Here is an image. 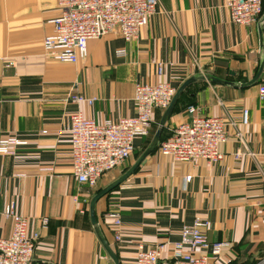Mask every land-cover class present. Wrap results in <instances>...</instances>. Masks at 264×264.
Returning a JSON list of instances; mask_svg holds the SVG:
<instances>
[{
    "label": "crops",
    "instance_id": "0c3cea01",
    "mask_svg": "<svg viewBox=\"0 0 264 264\" xmlns=\"http://www.w3.org/2000/svg\"><path fill=\"white\" fill-rule=\"evenodd\" d=\"M225 3L160 0L137 41L110 33L88 43L86 60L69 64L46 55L50 22L61 12L55 0H0V140L15 136L26 142L15 157L0 155V239L11 235L12 223L3 211L15 201L30 235L39 234L36 260L114 264L93 230L89 204L119 176L103 177L96 188L77 184L65 132L70 117L80 112L98 123L133 117L136 84L168 81L179 88L196 75L251 80L260 60L258 25H234ZM120 50L125 56L118 57ZM72 95L96 101L91 107L77 105L69 101ZM191 104L204 117L225 119L224 160L175 163L156 149L97 203L103 235L120 264H134L139 246L158 244H165L162 258L170 260L183 228L201 218L208 222L211 243L230 245L212 264H264V101L258 85L234 89L197 82L170 117L169 129L187 120ZM238 150L244 155L236 161L232 155ZM113 212L120 213L119 242Z\"/></svg>",
    "mask_w": 264,
    "mask_h": 264
},
{
    "label": "built area",
    "instance_id": "2783aa9c",
    "mask_svg": "<svg viewBox=\"0 0 264 264\" xmlns=\"http://www.w3.org/2000/svg\"><path fill=\"white\" fill-rule=\"evenodd\" d=\"M60 15L50 23L53 34L45 38L46 55L56 61L77 64L86 60L88 43L118 32L125 42L137 41L140 32L156 15L160 0H55ZM225 8L231 22L237 26L258 25L262 16V0H226ZM118 57L125 51L117 52ZM157 73L162 76L164 65L157 64ZM178 88L172 82L136 84L133 117L106 120L98 123L84 117L80 112L70 117L65 132L71 150L73 176L79 185L96 188L109 172L119 169L134 154L136 142L150 136L157 111H165L171 104ZM259 100L264 101V79L258 85ZM74 104L92 106L95 99L72 95ZM187 120L179 124L172 136L160 142L161 155L175 163L198 165L200 162L216 164L225 154L222 146L227 142V123L221 117H204L200 108L191 105L185 111ZM239 141L242 135L237 133ZM26 145L15 136L0 140V155L15 157L18 149ZM244 153H233L236 161ZM12 223L11 235L0 239V264H52L35 258L39 234L30 235L29 223L20 212L17 203L11 201L3 211ZM113 220L115 240L120 241L121 218L119 212L110 214ZM47 219L42 222L43 226ZM208 222L196 218L191 226L181 232L180 241L174 244V254L164 260L165 244L145 249L139 246L134 264H212L230 248L228 243H211L206 235ZM185 249L188 251L186 252Z\"/></svg>",
    "mask_w": 264,
    "mask_h": 264
},
{
    "label": "water",
    "instance_id": "95a60500",
    "mask_svg": "<svg viewBox=\"0 0 264 264\" xmlns=\"http://www.w3.org/2000/svg\"><path fill=\"white\" fill-rule=\"evenodd\" d=\"M263 27H264V16L260 19L258 22V31H259V38H260V60H259V66L257 69L256 74L254 77L243 83H235V82H229L226 80L218 79L215 78L211 75H196L187 81H185L177 90L171 104L169 107L164 111L160 123H159V128L155 133V136L149 145V147L145 150V152L137 159V161L129 168L127 172H125L121 177H119L117 180H115L113 183L109 184L105 188L99 190L95 196L91 199L90 204H89V213H90V219H91V224L93 227V230L107 253V255L110 257V259L114 262V264H120L118 256L106 240V238L103 235V232L98 224L97 217H96V205L97 203L105 196L110 194L112 191L117 189L120 185H122L124 182H126L142 165V163L156 150L158 147V144L160 143L163 130L166 127V124L170 117L173 115L174 109L181 98V96L184 94V92L193 84H196L197 82L200 81H206L209 84L213 85H221V86H226V87H231L234 89H249L254 86H256L259 81L264 78V37H263ZM232 76L234 74L231 73Z\"/></svg>",
    "mask_w": 264,
    "mask_h": 264
},
{
    "label": "rangeland",
    "instance_id": "374dc122",
    "mask_svg": "<svg viewBox=\"0 0 264 264\" xmlns=\"http://www.w3.org/2000/svg\"><path fill=\"white\" fill-rule=\"evenodd\" d=\"M263 16H264V14H263ZM263 16H261V18ZM160 119H161V116L158 117V118H155L151 136H149L148 138L139 140L140 146L139 147H136V150H135L134 154L132 155V157L123 166H121L119 169L109 172L104 177H108V178L109 177L112 178V176H113V178L114 177H117V176L121 177L125 173V171L127 172L129 170V168H131V166L137 161V159L145 152V150L151 144V142H152V140H153V138L155 136V133H156V131L159 128ZM170 126H172V124ZM169 128L170 127H169V120H168V122L166 124V127L163 130V132L166 135L167 134H171L173 132V130H174L172 128L171 129H169ZM89 195H90V198H91V196H93L94 193L93 192H90Z\"/></svg>",
    "mask_w": 264,
    "mask_h": 264
},
{
    "label": "trees",
    "instance_id": "16d2710c",
    "mask_svg": "<svg viewBox=\"0 0 264 264\" xmlns=\"http://www.w3.org/2000/svg\"><path fill=\"white\" fill-rule=\"evenodd\" d=\"M263 14H264V6H263V0H262V16H263ZM243 82H247V81H249V80H242ZM261 81H262V79L259 81V83H261ZM200 83V82H199ZM259 83L257 84V85H259ZM256 85V86H257ZM177 87V86H176ZM178 88V87H177ZM190 88V87H189ZM189 88L184 92V94L181 96V98L179 99V101H178V103H177V105H176V107H175V109H174V112H173V114H176V112L179 110V108H180V105H181V102H182V100H183V98L186 96V94H187V92H188V90H189ZM192 105V104H191ZM188 106H190V105H188ZM187 106V107H188ZM157 112H160L161 113V117H162V115H163V113H164V111H157ZM156 112V113H157ZM156 113H155V116H154V120H155V117H156ZM159 116V117H160ZM152 129H153V127H152ZM151 134H152V130H151V133H150V136H151ZM165 133L163 132V134H162V137H161V140H160V142H163V141H165V140H167L168 138H170L171 136H172V133L171 134H165ZM148 138V137H147ZM158 146H159V144H158ZM156 149H158V147L156 148ZM126 172V171H125ZM101 190V189H100ZM116 190V189H115ZM99 191V190H98ZM97 191V192H98ZM96 192V193H97ZM112 193V192H111ZM109 195V194H108ZM107 195V196H108ZM95 196V195H94Z\"/></svg>",
    "mask_w": 264,
    "mask_h": 264
}]
</instances>
